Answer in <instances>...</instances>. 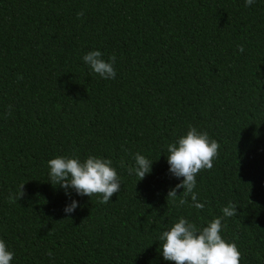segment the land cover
I'll return each instance as SVG.
<instances>
[{"label": "trees", "instance_id": "1", "mask_svg": "<svg viewBox=\"0 0 264 264\" xmlns=\"http://www.w3.org/2000/svg\"><path fill=\"white\" fill-rule=\"evenodd\" d=\"M91 50L115 54V79L91 71ZM189 126L220 145L196 177L203 209L191 196L178 206L182 188L166 199L183 180L166 146ZM136 153L153 161L140 181L128 172ZM73 155L113 162L121 189L108 203L48 182V160ZM21 183L24 196L9 203ZM230 202L238 214L224 217L222 238L240 264H264V0H0V240L10 264H175L161 233L181 217L207 226Z\"/></svg>", "mask_w": 264, "mask_h": 264}, {"label": "clouds", "instance_id": "2", "mask_svg": "<svg viewBox=\"0 0 264 264\" xmlns=\"http://www.w3.org/2000/svg\"><path fill=\"white\" fill-rule=\"evenodd\" d=\"M253 3L254 0H245L247 7ZM77 15L83 16V12ZM237 48L240 53L244 52L243 45H238ZM83 61L101 78L115 79V54L106 61L102 58L101 51L91 50L83 56ZM219 147V143L211 139L206 131H200L194 126H189L186 135L167 144L169 172L177 178L183 177V180L168 191L166 199L175 201L177 189L182 188L184 198L179 200L178 206L188 203L187 197L191 196L192 206L203 209L204 203L198 201L194 192L196 177L201 170L213 168V159L217 156ZM134 160L135 165L129 167L128 172L130 175L135 174L140 181L151 172L153 161L140 153L135 154ZM112 163L110 159L95 155H89L83 161L76 155L57 156L48 160L50 169L48 182L54 187L63 188L68 196H71L70 190H75L81 196L92 197L93 194H102L100 203L106 204L113 194L121 189V181ZM24 184L18 185L17 192L9 195V203H16L24 196ZM77 207L78 202L73 199L65 206L64 211L72 213ZM222 212L223 216L214 218L202 228H197L186 218H179L169 230L163 231L159 236V241L163 242L161 250L163 258L175 264H240L241 253L235 242H227L221 236L222 220L224 217L237 215V205L230 202ZM13 256L14 253L8 250L3 240H0V264H10Z\"/></svg>", "mask_w": 264, "mask_h": 264}]
</instances>
